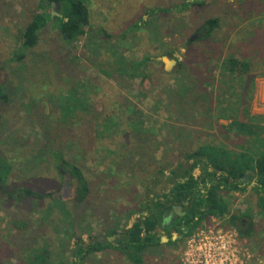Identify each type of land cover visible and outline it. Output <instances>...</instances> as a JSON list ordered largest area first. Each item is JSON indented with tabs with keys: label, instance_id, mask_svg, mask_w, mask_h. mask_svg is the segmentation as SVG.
I'll list each match as a JSON object with an SVG mask.
<instances>
[{
	"label": "rangeland",
	"instance_id": "rangeland-1",
	"mask_svg": "<svg viewBox=\"0 0 264 264\" xmlns=\"http://www.w3.org/2000/svg\"><path fill=\"white\" fill-rule=\"evenodd\" d=\"M41 1L0 0V84L11 92L9 102L0 106V155L12 165V172L4 183L6 193L0 190V264H24L34 249L48 243L52 258L66 259L74 248L75 237L82 231H85L83 238L87 239V233L94 238L105 237L106 231L111 229L109 227L116 223L120 230L130 228L135 221L147 215L143 213L142 204L148 195L150 198L162 195L171 188L167 183L171 176L167 172L157 176L154 174L156 169L167 165V171L178 163L186 167L191 165L185 159V149L188 151L208 143L240 150L246 138L235 130L224 128L230 119H211L207 126L197 124L207 118L200 110H193L186 111V115L193 118L192 122H186L183 121V115L176 112L177 106L169 105L161 97L163 88L176 89L177 85L185 83L187 76L193 78L196 84L203 83L204 89L213 96L209 105L215 110L217 89L211 81L219 80V66L206 67L204 58L209 55L215 59L214 56L220 54V61L232 52L240 58L250 57L254 64L249 76L255 79L251 93L245 94L250 98L248 113L264 115V77H260V74H264V46L258 52L255 46H260L259 40L251 38L255 31L251 24L257 19L240 22L239 15L231 16L241 2L254 3L255 8H248L250 10L246 13L255 15L256 9L264 5V0H203L207 3L203 9L196 8L183 14L160 13L155 15V36L154 33L133 32L128 28L140 18L147 19L148 16L144 14L149 10L181 4L185 0H85L90 13L86 33L96 34L105 30L112 36L107 42L101 33L100 37L105 39L101 54L109 48L108 44L125 37L127 58H154L146 67L148 77L144 80H118L104 76L97 66L100 59L93 61L91 57L92 51L97 48L96 43L89 45L86 34L74 44L67 45L52 22L48 29L42 31L38 46L22 63L10 62L21 44V31L39 10ZM218 1L228 4L225 9L227 16L222 10L225 5L221 6ZM50 10L53 15L58 14V6L51 5ZM251 10L254 13H250ZM209 15L221 16L225 24L216 31L220 44H194L200 35L195 33V27L186 24V17L201 20L202 16L203 20ZM259 20L264 21V13L259 16ZM195 35L197 37L192 41L194 45L188 52L186 41ZM163 58H167V64ZM176 61L185 66L184 76L182 70L178 71ZM62 69L70 75L62 73ZM72 85L85 102V109L91 112L75 119L74 123H70L69 119V123L64 124L59 119V100L67 97L66 91ZM70 91L69 94L73 93ZM204 102L201 101L203 110L208 106ZM129 103L137 109L135 118L142 122L143 129L150 131L148 136L152 135V144H147L150 149L154 148L153 143L159 142L160 134L164 136L163 130L175 128L183 129L184 135H187L184 148L174 153L170 148L162 149L168 154L166 162L143 168L147 171L134 170L128 173L116 170L128 149L137 143L122 133L128 127L125 120H119V116L129 115ZM212 112L211 118L213 114L215 118L218 112ZM108 118L121 122L117 123L121 127L113 129L112 126L116 124ZM118 130L121 131L119 134ZM49 150L60 151L65 160L83 170L91 191L86 204L77 206L74 195L67 196L65 200L51 197L39 200L23 196L18 199L17 195L22 189L46 195L60 188L62 176L59 172L62 170L57 168L60 163L49 154ZM161 154L155 152L154 158L160 160ZM198 174L195 171V175ZM156 181L160 183L155 184ZM244 182L248 183L244 192L224 194V197L232 214L238 216L247 212L253 216L252 236L239 239L246 247L250 245L248 249L251 252L264 254V218L258 213L252 184L248 179ZM8 194H12V197ZM76 215L79 216L76 224H79L73 228L69 222L71 220L73 223ZM228 219L206 218L201 226L216 227L223 231L235 230ZM258 223H263V227H258ZM162 224L156 232L167 240L164 239L162 246L146 254L145 264H181L180 255L185 239L177 244L169 243V235L164 232ZM173 232L170 230V235ZM178 239L177 234L171 241L176 242ZM97 256L89 257L84 264H130L116 250Z\"/></svg>",
	"mask_w": 264,
	"mask_h": 264
},
{
	"label": "trees",
	"instance_id": "trees-1",
	"mask_svg": "<svg viewBox=\"0 0 264 264\" xmlns=\"http://www.w3.org/2000/svg\"><path fill=\"white\" fill-rule=\"evenodd\" d=\"M219 4L221 6L225 5L222 10L228 7V4L225 2L221 1ZM51 5L58 6L57 15L51 13ZM206 6L207 3L203 0H185L181 4H172L165 8L158 7L155 10H149L150 12H145L144 15L148 16V18H140L128 29L133 32L139 30L150 34L154 33L153 36H155L157 34L155 33L157 28L155 21L157 16L155 15L160 13L169 15L172 12L174 14H183L184 12H192L196 8L203 9ZM248 8H255L254 3L241 2L236 6V10L232 11L231 16L239 15L240 22L257 19L252 21L253 23L251 22L255 30L251 38L254 37L259 40L260 46H255V49L260 52L261 47L264 46V21H260L259 16L264 13V5L256 9L255 15L247 14V10H250ZM250 13H254V10H251ZM224 15L227 16V10H225ZM186 21V24L193 28L195 27L197 29L195 33L200 35V38L193 42L194 44L208 43V45L216 46H218V43L220 44L221 41L217 39L216 31L222 25H225L221 16L209 15V17L203 20L202 16L201 20H192L186 17ZM51 22L55 25L62 40L67 45L74 44L86 34L89 45L96 43L97 48L92 51L91 57L93 61L100 59L101 62H98L100 66L99 64L97 66L104 76L118 80H120L119 78H140L144 80L148 77L146 67L154 58L149 56L142 60L127 58L125 53L127 48L124 46L126 43L125 37L108 44L109 48L101 54L100 51L105 47L104 40L106 39L109 42L112 36L105 30H101L96 34H93V32L86 33V27L90 24V13L85 0H42L39 10L27 23L23 32L21 31V44L13 53L10 62L22 63L27 58V55L38 46L42 31L48 29ZM101 33L105 39L100 37ZM193 43L189 40L186 41L188 52L193 47ZM220 56L217 53L214 56L215 59L211 58L210 55L208 58H204L206 60V67L207 65L210 67L219 66V80L211 81L213 85H216L217 89L215 110L218 112V115L215 118L214 114L213 118H211L212 111L215 110L209 105L212 102L211 98L213 96L204 89L203 83L201 85L196 84L193 78H187L186 76L185 83L176 86L177 90L163 88L161 97L166 99L169 105L174 104V106H177L176 112L181 113L184 118L183 121L186 122L193 121L192 117L186 115V111L193 110H200L201 114H205L207 118L201 122H197V124L209 125L211 119L214 121L221 118L230 119V123L224 128L227 127L226 129H230L231 131L235 130L238 135L246 138L240 147L241 149L232 150L223 144H201L188 151L185 149V159L191 162L189 167L178 163L167 171V165L160 166L158 170L156 169L154 174L157 176H163L165 172L171 176L167 180L171 188L162 195H154L151 198L148 195L142 204L147 215L143 219L135 221L130 228L120 230L118 224H116L113 228L106 231L105 237L120 236L115 241L116 245L107 241H97L96 239L98 238L88 235L90 233L85 234L89 241L86 242L83 238L85 231H82L79 236L75 237L74 248H72L73 250H71L69 258H52V252L49 249L51 247L48 243L34 249L24 260V264H84L91 255L106 249L119 251L130 264H145L144 258L146 254L162 246L161 236H159L156 230L161 226L164 213L169 211L173 206H181L184 215L178 217L167 229H163L169 235V243L177 244L182 239H186L201 227L206 218L213 217H229V224L237 231L238 237L246 239L252 236L254 232L253 216L247 212L240 213L238 216L232 214L230 205L226 198H224V194L233 191L244 192L246 188L243 185L242 179L248 176V172L253 173V176L249 175L252 177L250 180L255 181V186L252 190L256 195L258 213L264 218V115L259 116L248 113L250 98L249 96H245V94L251 93L255 79L254 76H249L252 64H254L250 57L240 58L232 52L220 61ZM176 63L178 71L182 70L181 74L184 76L186 70L183 69H185V66L181 62L176 61ZM52 64L55 65V63ZM208 70L210 71L211 69L209 68ZM61 72L70 75L65 69H62ZM260 77H264V74H260ZM74 85L70 86L72 88L71 91L70 88L66 91L68 92L67 97L59 100V119L64 124L69 123V119H71L70 123H74L76 122L75 119L86 116L91 112L85 109V102L78 95ZM69 91L73 93L69 94ZM10 95L11 92L8 91L5 85L0 84V106L9 102ZM202 100L205 101V105H208L206 106L208 109L203 110ZM127 111L129 115L126 117L119 116V120H125L126 128L128 127L126 131L123 129L122 133L137 143L128 149L127 155L121 159L116 170L128 173L134 170L147 171L143 170V168L146 169L148 165L154 163L166 162L168 154L166 151H162V149L170 148L171 152L174 153L178 149L184 148L187 135H184L185 131L183 129L175 128L174 130L170 129L167 131L162 129L165 132L164 136L160 134L159 142L153 143L154 148L150 149L147 144H152V135L148 136L150 131H146L145 128L143 129L142 122H140L139 118H135L134 113L137 109L133 108L132 104L129 103ZM108 120L116 124L112 126L114 127L113 129L117 128L118 124L121 123L113 118H108ZM117 132L119 134L121 131L118 130ZM155 152H162L160 157L161 162L154 158ZM49 154L56 162L60 163L57 165V168L64 171L70 177L74 187L73 199L76 205L82 206L86 204L91 191L83 170L79 166L65 160L60 151L49 150ZM196 170L199 171L198 176L194 174ZM62 171H60L61 173L59 172L61 176ZM11 172L12 165L0 155V179L3 185ZM157 183L160 182L156 181L155 184ZM3 189L5 190V188ZM52 194L48 193L44 195L30 189H22L17 197L19 200L21 196L43 200L46 197L52 198ZM8 195L12 197V194ZM77 217L79 216L76 215L73 223L71 220L69 222L73 228L79 224H76ZM241 220H245L244 226H242V223H239ZM262 224L260 223L258 227H261ZM170 230H174L178 234L179 239L176 242L171 241ZM249 246L248 244L247 248Z\"/></svg>",
	"mask_w": 264,
	"mask_h": 264
},
{
	"label": "built area",
	"instance_id": "built-area-1",
	"mask_svg": "<svg viewBox=\"0 0 264 264\" xmlns=\"http://www.w3.org/2000/svg\"><path fill=\"white\" fill-rule=\"evenodd\" d=\"M236 230L201 226L185 239L181 264H264V254L250 251Z\"/></svg>",
	"mask_w": 264,
	"mask_h": 264
},
{
	"label": "flooded vegetation",
	"instance_id": "flooded-vegetation-1",
	"mask_svg": "<svg viewBox=\"0 0 264 264\" xmlns=\"http://www.w3.org/2000/svg\"><path fill=\"white\" fill-rule=\"evenodd\" d=\"M65 180H67L68 183H65ZM1 181L2 180L0 179V190L3 191L4 185L2 184ZM3 192L6 193L5 190ZM72 195H74V187H73V184L71 182V179L68 175H64V173L62 172L61 186H60V188L57 189V192L52 194V198H54V199L60 198V199L65 200V198H67V196H72ZM175 207H178V206H173L169 211L165 212L163 215V218L165 216L164 219H167L168 217L174 216V215H178V217H181L179 213L174 211ZM163 222L164 221H162V223ZM239 223H242V226H244L245 220H241V221H239Z\"/></svg>",
	"mask_w": 264,
	"mask_h": 264
},
{
	"label": "crops",
	"instance_id": "crops-1",
	"mask_svg": "<svg viewBox=\"0 0 264 264\" xmlns=\"http://www.w3.org/2000/svg\"><path fill=\"white\" fill-rule=\"evenodd\" d=\"M196 171H198V170H196ZM199 172V171H198ZM195 174V173H194ZM199 175V174H198ZM198 175H195V176H198ZM247 175L248 176H246V177H244L243 179H242V182H243V185H245V188H246V186L248 185V183H245L244 182V180L245 179H248L249 180V182H250V184H252L251 185V188H253L254 186H255V181L254 180H250V179H252V177L251 176H249V175H252L253 176V173H250V172H248L247 173ZM251 177V178H250ZM253 181V182H252ZM233 192H235V191H233ZM233 192H230V193H233ZM230 193H226L227 195L228 194H230ZM150 198V197H149ZM224 198H226V197H224ZM226 200H227V198H226ZM95 208V207H94ZM143 209V213H146V211H145V209L144 208H142ZM147 214V213H146ZM214 218H217V217H213V219ZM225 218V217H224ZM119 221H121L120 219H118ZM229 220V219H228ZM117 224V223H116ZM115 224V225H116ZM114 225V226H115ZM114 226H111V227H109V228H113ZM127 228V227H126ZM231 228V227H230ZM233 229V228H232ZM172 236V235H171ZM118 238H120V236H115V237H101V238H98V239H96L97 241H102V242H105V241H107V242H109V243H112V244H115V241H116V239H118ZM162 238V237H161ZM111 239H113L114 240V242L111 240ZM171 239H172V237H171ZM86 242H89L87 239H84ZM116 245V244H115ZM109 250H113V249H106V250H104V251H102V252H99V253H95V254H93L94 255V257H96V258H98L99 256H97V255H101V254H103L104 252H108ZM93 255H91V256H93ZM91 256H90V259H91Z\"/></svg>",
	"mask_w": 264,
	"mask_h": 264
},
{
	"label": "water",
	"instance_id": "water-1",
	"mask_svg": "<svg viewBox=\"0 0 264 264\" xmlns=\"http://www.w3.org/2000/svg\"><path fill=\"white\" fill-rule=\"evenodd\" d=\"M196 37H197L196 35L193 36L192 38H190L189 41L192 42ZM163 62H165L167 64L168 63L167 58H163ZM65 183H68L67 180H65ZM174 211L177 212V213H179L180 216H183L184 215V212L182 211V207L181 206L175 207ZM164 218H165V216H164ZM164 218H163V221L164 222L162 224V227L165 228V229H167L175 220L178 219V215L170 216L167 219H164ZM176 236H177V233L174 232L172 234V240H174V237H176ZM164 239L167 240V238L164 236V237L161 238V243L164 242Z\"/></svg>",
	"mask_w": 264,
	"mask_h": 264
}]
</instances>
